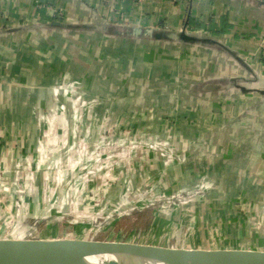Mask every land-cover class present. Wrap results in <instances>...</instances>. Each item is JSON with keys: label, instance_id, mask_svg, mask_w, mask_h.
I'll use <instances>...</instances> for the list:
<instances>
[{"label": "crops", "instance_id": "obj_1", "mask_svg": "<svg viewBox=\"0 0 264 264\" xmlns=\"http://www.w3.org/2000/svg\"><path fill=\"white\" fill-rule=\"evenodd\" d=\"M256 21L260 27H250ZM103 26L211 39L243 57L257 80L218 47L122 38L99 32L97 27ZM262 40L264 3L0 0V171L18 164L24 168L30 155L40 152L46 133L58 134L51 139L63 138L68 119L83 127L86 110L71 105L62 83H85V99L94 104L96 124L105 111H112L168 134V127L161 125L175 121L176 132L193 140L189 151L196 156L191 165L209 168L201 172L200 181L209 179L218 187L215 207L204 206L203 216L198 212L196 233L188 239L183 235L179 241L184 247L176 249L264 255V236L259 233L264 215L258 217L263 223L258 229L250 223L261 214L264 202V98L211 89L232 79L264 89V55L256 53ZM61 106L67 115L56 121L53 115ZM87 134L82 129L81 135ZM73 147L71 151H78ZM70 150H58L56 159L70 161ZM37 186L32 183L31 196H26L32 210L40 207ZM14 191L8 190L9 199ZM228 191L250 209L234 211L224 203ZM26 228L23 223L18 226L19 231Z\"/></svg>", "mask_w": 264, "mask_h": 264}, {"label": "rangeland", "instance_id": "obj_2", "mask_svg": "<svg viewBox=\"0 0 264 264\" xmlns=\"http://www.w3.org/2000/svg\"><path fill=\"white\" fill-rule=\"evenodd\" d=\"M256 23L250 27H260ZM57 114L67 115L61 110ZM93 116L88 119L85 115L83 127L78 120L74 119L72 125L68 119L62 150L74 146L78 151L66 153L70 162H64V158L58 161V151L55 153L54 179L48 176L46 166H40L36 187L41 193L36 201L40 207L32 210L31 204H25L12 223L17 227L10 226L8 232H0V240L41 244L72 241L122 252H129L126 251L129 247L183 248L179 240L183 235L187 239L194 236L198 212L204 206L215 207L218 190L209 179L200 181L201 172L209 168L194 166L196 162L191 165V159L196 156L189 151L193 140L176 132L179 125L175 121L161 125L168 127L165 134L155 126L146 131L142 120L120 117L112 111H105L98 124ZM82 129L88 134L81 135ZM31 185H28L29 196L33 191ZM44 190L48 193L43 194ZM227 193L228 198L223 201L234 211L250 209L245 201L234 199L231 191L225 192V196ZM24 199V203L31 202ZM260 211L259 216L250 220L253 229L263 225L259 218L264 215V202ZM21 223L27 226L24 231L18 229ZM259 233L264 236V226Z\"/></svg>", "mask_w": 264, "mask_h": 264}, {"label": "water", "instance_id": "obj_3", "mask_svg": "<svg viewBox=\"0 0 264 264\" xmlns=\"http://www.w3.org/2000/svg\"><path fill=\"white\" fill-rule=\"evenodd\" d=\"M85 29L92 27L83 26ZM101 33L114 34L122 38L145 39L153 38L167 42H185L189 45H208L218 47L232 56L241 69L251 72L257 80L253 69L245 59L236 52L211 39L201 38L186 33L179 35L160 31L159 29H143L139 27H97ZM239 79H232L228 83H221L213 91L255 93L264 98V89L248 88L238 83ZM61 242L58 244H41L28 241L13 242L0 240V264H264V255L236 251H218L206 253L203 251L189 252L185 249H155L129 247L126 251L115 248L78 245ZM137 255V256H136ZM141 256V257H140Z\"/></svg>", "mask_w": 264, "mask_h": 264}, {"label": "built area", "instance_id": "obj_4", "mask_svg": "<svg viewBox=\"0 0 264 264\" xmlns=\"http://www.w3.org/2000/svg\"><path fill=\"white\" fill-rule=\"evenodd\" d=\"M136 1L138 3H143L145 0H136ZM171 1L176 2L177 0H171ZM233 1L264 3V0H233ZM257 55L260 57H263L264 55V40H262V43L259 45ZM62 86L63 88H65L66 92L68 93L71 99V103H72L71 105H73L75 109L83 107L84 110H86L85 113L88 115V119L89 117L91 118V116L94 115V111L92 110V103L87 101L83 94V92H85L84 90L86 89L85 83H62ZM61 107H62L61 112L63 113L65 106H61ZM53 116L56 118V121L58 120L60 121L64 119L63 116H60L59 114L57 115L54 114ZM108 117H110V115H108ZM54 135H58V134H54ZM54 135L46 133L42 137L41 141L43 143L41 144L40 152L37 153L36 156L35 154H31L30 161L24 168L18 164L17 167L15 168H9L0 171V193L2 194L0 196V208H1L0 232H4V231L8 232L10 226H12V228L17 227L16 224L12 225L13 221H15L18 218V216L20 215L19 212L21 209H23V207H26V205L28 206V204L29 205L31 204V202L24 203L25 202L24 198H26V195L29 190L28 185H31L32 183H35L39 180L40 166L41 167L46 166V169L48 171V176L51 175V177L53 178V167H54L53 156L58 150L65 148V145L62 144L63 141L62 137L59 136L57 140L55 138H52L54 141H56L55 144L51 141L52 140L51 137H54ZM44 138L45 140L43 141ZM129 149L131 150V148ZM32 159L36 160L35 165H33L31 161ZM12 181L14 182L15 185L14 186L15 197L13 199H9L8 187H10V185H13ZM210 188L212 189L213 186L210 185ZM47 193L48 191L44 190L43 194H47Z\"/></svg>", "mask_w": 264, "mask_h": 264}, {"label": "bare ground", "instance_id": "obj_5", "mask_svg": "<svg viewBox=\"0 0 264 264\" xmlns=\"http://www.w3.org/2000/svg\"><path fill=\"white\" fill-rule=\"evenodd\" d=\"M193 200V199H192Z\"/></svg>", "mask_w": 264, "mask_h": 264}]
</instances>
